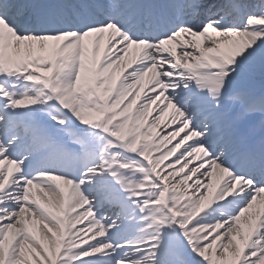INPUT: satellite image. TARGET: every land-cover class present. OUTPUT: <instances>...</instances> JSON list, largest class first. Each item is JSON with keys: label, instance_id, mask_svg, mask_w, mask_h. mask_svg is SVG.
<instances>
[{"label": "snow or ice", "instance_id": "snow-or-ice-1", "mask_svg": "<svg viewBox=\"0 0 264 264\" xmlns=\"http://www.w3.org/2000/svg\"><path fill=\"white\" fill-rule=\"evenodd\" d=\"M0 264H264V0H0Z\"/></svg>", "mask_w": 264, "mask_h": 264}, {"label": "bare ground", "instance_id": "bare-ground-1", "mask_svg": "<svg viewBox=\"0 0 264 264\" xmlns=\"http://www.w3.org/2000/svg\"><path fill=\"white\" fill-rule=\"evenodd\" d=\"M166 127H168L167 121L166 122H162L161 128H166ZM158 131H159V129H158Z\"/></svg>", "mask_w": 264, "mask_h": 264}, {"label": "rangeland", "instance_id": "rangeland-1", "mask_svg": "<svg viewBox=\"0 0 264 264\" xmlns=\"http://www.w3.org/2000/svg\"><path fill=\"white\" fill-rule=\"evenodd\" d=\"M168 119H169V117H166L164 122H166ZM40 230H41V229L38 228V231H40Z\"/></svg>", "mask_w": 264, "mask_h": 264}]
</instances>
